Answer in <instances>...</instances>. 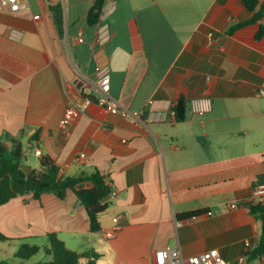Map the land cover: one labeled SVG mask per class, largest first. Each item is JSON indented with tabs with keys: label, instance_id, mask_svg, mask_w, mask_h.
Listing matches in <instances>:
<instances>
[{
	"label": "crops",
	"instance_id": "crops-1",
	"mask_svg": "<svg viewBox=\"0 0 264 264\" xmlns=\"http://www.w3.org/2000/svg\"><path fill=\"white\" fill-rule=\"evenodd\" d=\"M92 1L21 0L18 13H0V136L21 139L26 168H39V150L64 177L106 176L117 197L98 233L71 190L63 200L12 199L0 206V233L11 239L0 263L48 264L43 249L29 259L20 250L43 248L54 233L83 258L97 252V264H157L167 248L184 258L217 249L229 264H251L262 235L249 206L264 181V36L256 39L264 17L229 30L259 7L114 0L91 27ZM102 63L118 111L93 102L64 129L68 107L100 97ZM198 98L212 100L210 112H192Z\"/></svg>",
	"mask_w": 264,
	"mask_h": 264
},
{
	"label": "trees",
	"instance_id": "trees-1",
	"mask_svg": "<svg viewBox=\"0 0 264 264\" xmlns=\"http://www.w3.org/2000/svg\"><path fill=\"white\" fill-rule=\"evenodd\" d=\"M107 0H93L92 6L86 14L87 24L91 27L99 24L103 8ZM243 5L250 11H255L253 17L236 26L230 28L232 33L242 25L255 24L264 17V0H242ZM54 9V8H53ZM61 11L60 7L56 8ZM264 36V27L260 26L256 39ZM38 141L39 135L33 138ZM40 149V146H38ZM24 146L20 138L14 136H0V206L5 205L12 199L30 195L34 200H40L43 194H54L60 199H65L67 191L71 190L77 196L78 201L84 206L90 221L91 231L98 233L101 230L99 215L104 213L111 205L108 197L111 193V186L106 176L98 172L92 174H80L74 177H64L56 160L48 154H40L38 157L39 168L30 169L24 166ZM25 173V178H21L19 172ZM264 183V181L262 182ZM252 215L261 223L262 235L259 246L251 253L252 259H257L264 255V203L250 205ZM196 213L186 214L193 217ZM48 244L40 248L38 246L23 245L26 254H22V259H29L36 255L41 249L51 256L48 264H97L100 255L95 251L86 252L83 257L75 250L67 248L59 237L52 233L47 236ZM11 239L0 233V242H9ZM0 264H9L7 262Z\"/></svg>",
	"mask_w": 264,
	"mask_h": 264
},
{
	"label": "built area",
	"instance_id": "built-area-1",
	"mask_svg": "<svg viewBox=\"0 0 264 264\" xmlns=\"http://www.w3.org/2000/svg\"><path fill=\"white\" fill-rule=\"evenodd\" d=\"M114 0H107L111 3ZM21 10V0H0V13L16 14ZM104 10V9H103ZM80 41H83L80 39ZM98 84L100 90V97L97 100L84 99L80 104L68 107L61 119V126L64 129L72 126L79 118L83 109L87 108L93 102L106 106V108L112 112L118 111V106L110 100L109 92L111 88V74L107 63L99 64L97 69ZM258 94L264 96V87L259 89ZM212 100L209 98H198L191 100V109L193 113L204 115L211 111ZM123 116H127L126 112H122ZM172 116L175 113L172 112ZM37 155H40L39 150L36 151ZM86 158V154L82 153L75 158V162L80 163L81 160ZM117 197V191L111 186V193L108 199H114ZM264 203V183L258 184L253 192L252 205H258ZM120 221L119 217L113 219V223L118 225ZM117 227L111 231L105 232L106 238H113L116 234ZM246 246H250L249 242H246ZM157 264H229L220 254L219 250L212 249L204 252L200 255L190 256L184 258L181 256L179 250L167 248L165 250H159L156 253ZM251 264H264V255L251 262Z\"/></svg>",
	"mask_w": 264,
	"mask_h": 264
},
{
	"label": "rangeland",
	"instance_id": "rangeland-1",
	"mask_svg": "<svg viewBox=\"0 0 264 264\" xmlns=\"http://www.w3.org/2000/svg\"><path fill=\"white\" fill-rule=\"evenodd\" d=\"M32 156V160H31V162H30V165L31 166H34V167H38V164H37V162H36V159H35V157H34V155H31ZM8 245L7 244H5L4 242H0V248L2 247V248H4V249H8V247H7ZM9 249H11V251H12V248H9ZM22 254H26V250L22 247ZM34 260H38V258L37 257H34Z\"/></svg>",
	"mask_w": 264,
	"mask_h": 264
},
{
	"label": "water",
	"instance_id": "water-1",
	"mask_svg": "<svg viewBox=\"0 0 264 264\" xmlns=\"http://www.w3.org/2000/svg\"><path fill=\"white\" fill-rule=\"evenodd\" d=\"M181 118H183V116H181ZM19 174H20L21 178H25V173L23 171H20Z\"/></svg>",
	"mask_w": 264,
	"mask_h": 264
}]
</instances>
